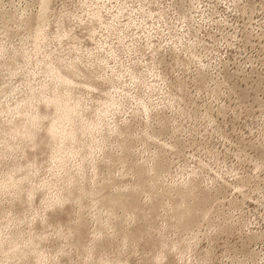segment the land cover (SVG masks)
Instances as JSON below:
<instances>
[{
    "label": "rangeland",
    "instance_id": "1",
    "mask_svg": "<svg viewBox=\"0 0 264 264\" xmlns=\"http://www.w3.org/2000/svg\"><path fill=\"white\" fill-rule=\"evenodd\" d=\"M0 264H264V0H0Z\"/></svg>",
    "mask_w": 264,
    "mask_h": 264
},
{
    "label": "bare ground",
    "instance_id": "2",
    "mask_svg": "<svg viewBox=\"0 0 264 264\" xmlns=\"http://www.w3.org/2000/svg\"><path fill=\"white\" fill-rule=\"evenodd\" d=\"M45 12L44 13H41L40 14V17H39V20L41 21V22H43L44 20H45ZM39 25H41V24H39ZM40 28H38V30H39ZM71 67V66H70ZM70 67L68 68V69H70ZM58 78L61 80V84H64L65 82H66V84H67V82H69L70 81V78L68 77V75H67V73L66 72H61L60 74H58ZM60 83V82H59ZM68 85H69V83H68ZM56 87V86H55ZM58 98V97H57ZM68 98V97H67ZM53 100V99H52ZM67 100V99H66ZM49 101L47 100V101H45V103H48ZM53 103H55V104H59L60 103V100L59 99H56V98H54V102ZM62 103V102H61ZM66 107H64L63 109L67 112V118L68 119H66L65 118V115H64V110H62L61 109V112H62V114H63V121L64 122H72L73 121V113L75 112H73L72 110H70L71 108H67V105H65ZM59 107V106H58ZM79 107V106H78ZM43 108V107H42ZM72 109H73V106H72ZM74 109H76V108H74ZM43 111V110H42ZM32 113V112H31ZM45 113H46V111H45ZM77 113V112H76ZM30 114V113H29ZM58 114V113H57ZM56 114V115H57ZM59 115V114H58ZM32 116V115H31ZM30 116V117H31ZM40 116V115H39ZM74 122V121H73ZM26 126V125H25ZM53 129H50L48 132H47V134H48V136H47V140H49V138L51 137V139L53 140V141H51V144H53V143H57L60 139H61V136H60V134L58 133V127L57 126H53L52 127ZM62 131V130H61ZM63 132V131H62ZM31 135V134H30ZM66 135H67V133H66ZM70 135V134H69ZM41 136H43L42 138H43V141H44V138H46V136H45V134L43 133ZM69 137V136H68ZM71 137V136H70ZM74 138V137H73ZM69 139H71V138H69ZM74 140V139H73ZM72 141V140H71ZM70 142V141H69ZM60 144V143H59ZM70 144V143H69ZM65 145V144H64ZM71 146V145H70ZM54 148H57L56 146H52V150L54 149ZM45 149V148H44ZM55 150H57V149H55ZM48 151V150H47ZM54 154V153H53ZM58 154V153H57ZM61 157V156H60ZM54 158V157H53ZM101 191V190H100ZM89 192H91V193H93V190L91 189V190H89ZM111 193V192H110ZM95 194V193H94ZM104 194V193H103ZM112 194V193H111ZM124 194V193H123ZM77 196H76V194H73V196L71 197V198H76ZM101 197V196H100ZM103 197V196H102ZM108 198V197H107ZM103 199V198H102ZM97 200L99 201V199L97 198ZM106 207V206H105ZM109 208V207H108ZM118 215V214H117ZM122 235L123 236H127L128 234H127V232H122ZM121 236V235H120ZM5 245V244H4ZM8 246V245H7ZM10 247H11V245H9ZM10 247L9 248H6V246H2V248H3V251H10ZM12 248H15V247H12ZM11 248V249H12ZM20 249V248H19ZM26 249V248H25ZM24 249V250H25ZM85 249V248H84ZM27 250V249H26ZM25 250V251H26ZM23 251V250H22ZM13 251H10V254L12 253ZM81 252H83V250L81 251ZM19 254V251L18 252H16V254ZM28 253L29 252H27V254L26 255H28ZM22 255H25V253H23Z\"/></svg>",
    "mask_w": 264,
    "mask_h": 264
}]
</instances>
